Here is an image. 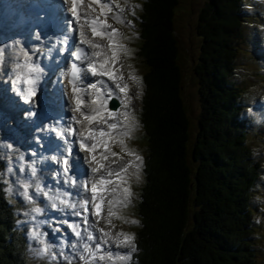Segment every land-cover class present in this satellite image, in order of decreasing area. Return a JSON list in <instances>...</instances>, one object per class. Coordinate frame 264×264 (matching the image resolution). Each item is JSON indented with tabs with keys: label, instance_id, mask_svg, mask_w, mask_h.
Returning <instances> with one entry per match:
<instances>
[{
	"label": "trees",
	"instance_id": "1",
	"mask_svg": "<svg viewBox=\"0 0 264 264\" xmlns=\"http://www.w3.org/2000/svg\"><path fill=\"white\" fill-rule=\"evenodd\" d=\"M178 2L145 0L141 11L146 176L137 203L136 253L128 264H256L252 200L263 164L252 157L238 124L240 0H209L201 10L197 118L188 113L178 62ZM228 14L234 19L222 23L230 24H218ZM5 168L0 149V264H29V235L17 227Z\"/></svg>",
	"mask_w": 264,
	"mask_h": 264
},
{
	"label": "rangeland",
	"instance_id": "2",
	"mask_svg": "<svg viewBox=\"0 0 264 264\" xmlns=\"http://www.w3.org/2000/svg\"><path fill=\"white\" fill-rule=\"evenodd\" d=\"M121 5L119 4L117 7L120 10V12H117L118 14L111 13L110 17H108L110 28L112 29L110 31L111 37L114 38L120 42L121 44V50L120 51V61L123 63L119 65V72L117 76L115 77L114 81L116 83H123L127 84L128 87L125 89L127 92H121L119 89L117 93V96L122 100L123 106L126 109V105L129 104L131 106L132 111L127 112L128 110L123 109L121 111L122 117H124L122 122L123 125H118V129L122 133L129 134L130 136L135 135L134 141V147L137 149H140L142 145L145 144V139L143 141V128L141 126V111H142V105H143V99L145 95V84L142 81L143 75L145 71L147 70V67L145 64L141 61L139 53L141 52L140 48V42L143 40L141 37L140 28H142V19L140 15H136L139 12V9L143 10L144 4H140L139 1L141 0H120ZM209 0H179L178 5L174 7L173 11V25L176 30L174 31L175 37H177L178 43H179V50H178V62L182 70L183 74V87L185 89V99L187 102V108L188 113L190 116L197 118L199 110H200V103H199V85H200V79L199 75L196 72V65L199 59L202 47V38L198 32V26L200 24V15L201 10L207 6ZM244 2V0H243ZM89 4V3H88ZM63 5V4H62ZM65 6V5H64ZM84 7H87V3L85 2ZM86 13H90L91 15L97 14V12L100 14L99 10L94 11L93 8L88 6L86 8ZM117 15V16H116ZM229 17L231 19L232 17L228 14L225 18L218 21V24H221L222 21L225 22V20ZM234 19V18H232ZM228 20V19H227ZM234 23V22H233ZM231 23V26H235V24ZM7 25L6 23H2V25ZM202 24V22H201ZM225 24L230 23H222L223 26ZM120 25V26H119ZM9 27V25H7ZM245 39L244 44L245 46H248L251 41H253L254 36H251L257 29L256 26H248L245 23ZM106 27V26H105ZM65 28V27H64ZM116 28V29H115ZM115 29V30H114ZM2 30V31H1ZM0 30V49H4L3 56L0 58V83H3L2 89L4 90V93L10 94L7 97H0V100L3 101V103L0 101V149L3 157L6 159V168L4 177L6 180V188L8 191V195L12 202L16 205V210L20 212V216L22 218L19 221V227H24L28 233L29 238V250H28V257H29V263L30 264H61V258L62 261L65 264H83V260L79 259V256L84 253L82 251L83 248L81 246L78 247L79 241H76L74 236V233H71L67 230L68 235L65 237L66 240L69 242L67 243L68 246L64 243V240L62 238L63 235H61L58 230L64 229L65 222L68 221H62L58 217L59 214L56 215L53 214L55 211H63V213L66 216H69V211L63 210L65 206H68L69 203L72 201L71 197L66 198L67 191L69 193H74V200L78 202V206L72 209V214L75 213L78 210H83V202L84 198H86V193L83 192V189L81 190V185L75 187L73 184L72 192L68 190L70 188V185L66 187L65 184L69 183L67 181L64 182H57L55 183V186L53 189L49 190L48 185L51 181H53L54 174H51V170H53V165H56L55 162L44 161L42 159V155H44V152L40 149L42 145H34L33 138H27L24 137L20 132L19 129L16 127V123L12 119V116L7 114L4 108L14 109L10 105L11 102H13V97L10 93L11 87L14 85L13 81L16 80L17 74H21V81L24 77L23 73L27 72V68H17V65L23 66L25 64V57L23 53H27L28 56L31 58L30 64L34 63L37 64L34 61V56H37V53L33 56L32 54L29 55V50L25 47H27L26 42H22L20 45L19 43H13V41L16 39L17 35L13 36L14 39L9 41V38L13 34H9L11 32H8L9 29H1ZM120 31L122 33V38L119 34ZM139 31V33H137ZM2 32V33H1ZM13 32V31H12ZM22 35V34H21ZM19 35V36H21ZM16 36V37H15ZM249 37V38H248ZM119 38V39H118ZM140 38L138 41L137 39ZM92 39H94L92 37ZM99 42L98 40H95ZM144 41V40H143ZM28 43L29 40H28ZM111 43V42H110ZM99 44H101L99 42ZM106 44V43H105ZM211 45L213 46V43L211 42ZM43 47L46 46V43L44 42ZM30 47V46H29ZM105 48V46H104ZM102 51V47L99 48ZM98 49V50H99ZM13 51V52H12ZM95 51V50H94ZM106 52V48L104 50ZM103 52V51H102ZM39 53V52H38ZM41 53V51H40ZM238 57L240 58V67L238 68L237 75L234 77V80L236 82H241V85L239 83L240 88H238V92L241 94H245L247 100L254 101L259 98H264V72H260V70L257 67L256 60L254 59L255 56H253L251 53H243V51H239ZM39 55V54H38ZM97 57V56H96ZM106 58V57H104ZM100 58L99 63L102 64V59ZM243 62V63H242ZM39 67L41 68L40 64ZM3 68H7V70H4L2 72ZM55 68V67H54ZM10 69V70H8ZM57 69V68H56ZM47 70V69H45ZM56 71V70H55ZM100 71H104L101 70ZM12 72V73H11ZM44 71L41 72V77L44 75ZM103 73V72H102ZM53 74L56 75L54 72ZM99 74V73H98ZM135 77L136 79H133ZM97 79L96 77H94ZM109 78V77H107ZM102 80V79H101ZM100 80V81H101ZM110 80V79H109ZM136 80V81H135ZM103 81V80H102ZM122 85V84H121ZM258 86V87H256ZM141 87V88H140ZM257 88V91L254 92L253 90ZM111 91L113 92V89L110 88L107 90V92ZM120 93V94H118ZM122 95L125 97L122 98ZM131 97L129 100L128 98ZM91 98V97H90ZM54 99V97H52ZM66 103V102H65ZM240 104V103H239ZM5 105V106H2ZM62 103H59V108L54 110V116H61V113L63 110L61 109ZM71 110H72V103L70 104ZM11 107V108H10ZM1 108L3 110H1ZM23 108H21L22 110ZM253 114L257 115V118H260L261 115L259 111H252ZM108 113V114H107ZM109 115V116H108ZM241 115L243 118H240L245 122V125H248V127L251 128V134L248 136L250 139L251 145L253 147V157L258 158L260 160H263L264 163V136L259 137L258 134H256L257 131H259L255 125H250V118L246 117L245 111H241ZM111 117L110 120L108 118ZM118 115H112L107 110L104 111L102 116L98 118L99 124L98 125H104L108 128V124H112L116 121ZM195 120V119H194ZM70 122V121H69ZM71 123V122H70ZM62 125H64L62 123ZM69 125V124H66ZM78 129L81 128L80 124H77ZM106 128V129H107ZM130 128V129H129ZM193 128V126H192ZM257 129V130H256ZM106 137L101 140V145L104 147L105 144H107L108 150H103V153L105 151V155L108 157L107 160H103V163H110L113 161L115 156L112 155V153L118 154V161L115 166H119L121 159L123 163L130 162V164L137 168V160L136 157L139 156V152L133 153H127V152H121L117 150V147L121 144L120 141H118L117 135L114 133V130H108L106 131ZM262 133L261 131H259ZM264 134V133H262ZM57 137H62L60 135V132L56 133ZM107 139V142H106ZM29 140V141H28ZM28 141V142H27ZM246 143L248 146H251L246 140ZM122 145H126L125 140H123ZM10 146V147H9ZM34 147V148H33ZM58 149V148H57ZM56 149V150H57ZM56 150H53L52 153H55ZM50 155H52L51 151H49ZM85 156L80 152V154H77V162L81 163L85 160L81 157H88L90 158L89 153H84ZM34 155V156H33ZM104 156V155H103ZM113 156V157H111ZM53 159V157L49 158V160ZM64 157L56 158L57 169L60 168V165H62V160ZM139 160V159H138ZM122 163V164H123ZM85 165V164H84ZM50 166L51 168L47 173L46 167ZM80 168L78 164H75V167L78 171V173H84L83 179H87L88 170L86 167H89L86 165V167H83V163L80 164ZM107 168L110 167L108 165H105ZM78 167V168H77ZM48 168V167H47ZM33 170L35 172L33 173ZM83 172H81V171ZM87 170V171H85ZM118 171L123 174V170L121 168H118ZM138 175L136 177H133L129 172L128 175H123L122 178L118 181V183L113 184V188L111 189L110 197L108 200V207L110 209V213H114V221L113 225L114 227H117L119 229V232H112V235L114 236L116 233H127L130 234L133 237V244L135 245V235L138 231V223H139V217L137 215V203L141 198L140 192H141V186L144 180V172L139 173L137 169ZM63 178H66V180H69L66 176ZM138 182V183H135ZM121 183V184H119ZM28 184L30 185L28 191L29 194L32 196V200H26L23 196L24 188L23 185ZM264 166H262V170L260 171V179L259 184L257 186V190L254 191V196L252 200V206L257 208V214L255 218V225H256V237L254 240V250L256 252L255 260L256 264H264ZM37 186L41 189V192L37 193ZM80 188V189H79ZM127 190V191H126ZM131 193V195H128V193ZM43 193H47V195H44ZM55 205V207H54ZM34 208H40L42 209V212L40 214H37L33 211ZM128 210V211H127ZM125 211V212H124ZM127 211V212H126ZM124 213V214H123ZM124 215H126L124 217ZM80 216H74L71 215L72 219L77 222ZM33 217L35 219H33ZM38 218V219H37ZM132 221H136V223H133ZM36 222V223H33ZM131 222L130 228H127L129 226V223ZM63 224L60 225V224ZM72 225V223L70 224ZM33 226V227H32ZM42 227V228H41ZM87 228H91L96 231L99 228H95L94 226H86ZM40 229H44V234H41L40 239H34L32 237V232L38 231ZM58 229V230H57ZM53 232L55 233L54 237L52 236ZM111 232V231H109ZM40 233V232H39ZM108 237H106L107 239ZM123 239V237H121ZM56 239V241H54ZM43 241V243L41 242ZM112 241V240H111ZM47 245L48 248L51 249V252H55L57 254L55 261H48L45 262L46 258L44 255H38V252ZM66 247H69L72 251L70 253H67L68 259H66L65 254L63 253L64 250L67 251ZM78 247V248H77ZM77 248V249H76ZM125 248V247H124ZM58 250L59 252L55 251ZM126 249V248H125ZM78 254H76V253ZM114 254L116 252H123V250H115L112 251ZM130 253L129 248L126 250V255ZM55 254L47 255V258L53 259ZM72 260V261H71ZM51 262V263H50ZM96 263V262H95ZM98 264H127L126 261L120 260L117 256H114L113 258L106 257H100Z\"/></svg>",
	"mask_w": 264,
	"mask_h": 264
},
{
	"label": "bare ground",
	"instance_id": "3",
	"mask_svg": "<svg viewBox=\"0 0 264 264\" xmlns=\"http://www.w3.org/2000/svg\"><path fill=\"white\" fill-rule=\"evenodd\" d=\"M26 1V0H6V3H7V7L4 9V16L2 18V21L0 23V30L1 29H5V31H8L6 30L7 28L9 29L8 32H12L14 31V29L16 28V26L23 22L24 19L23 17L21 16H17V18L12 21L10 20L7 16L11 13V11H14V12H17V13H20L21 12V4ZM104 0H101V4H103ZM107 4H109V8H105L103 10H101V7L99 4H96V5H91L90 7L94 9V11L96 10H99L100 11V14L97 12V14H93L91 15L90 13H87V19L88 20H91L93 18L97 19L98 21H100L103 25H105L106 27H111L109 25V21L108 23L107 20H108V17H110V14L111 13H114V14H118L116 13L117 11V7L118 5L120 4V1L119 0H105ZM85 2L87 3V7H84V5L81 6V13H82V23H83V14L86 13V8H88L89 4H88V0H85ZM61 4L64 5V2L63 0H61ZM85 4V3H84ZM117 12H120V10L118 9ZM112 15V14H111ZM117 16V15H116ZM2 23H6L7 25H9V27L7 25H2ZM32 22L27 20V24L30 25ZM32 25V24H31ZM120 26V25H119ZM104 29V28H103ZM102 29V30H103ZM116 29V28H115ZM114 29V30H115ZM46 30V29H45ZM2 31V30H1ZM27 31V30H26ZM29 31V30H28ZM88 31V35L91 37V30L90 28L87 29ZM57 32V29H50L49 31L45 32V34L43 35V37H46V46L48 45V43H50L52 40L55 41V38H58L59 37V33L60 32H63V30L59 31L58 33ZM2 33V32H1ZM29 34H32L29 33ZM75 36H77V33L74 34ZM122 38H124L122 36V33L120 31V34H119ZM114 36H116V34L114 35L113 34V37L111 39L108 38V36H105L103 39L99 38V37H93L94 41L95 40H98L101 45L103 46L102 47V51L99 49H95L96 52L100 53V55L97 56L98 58V61L96 63V72H98L99 74L97 75V77H99V75H101V78L102 80L104 81L103 84H100L99 82L97 83V88L96 89H90V90H86L83 92V94L80 96V97H77L76 96V99H81L82 100V103H81V108H80V112H83L85 114V116H89V117H94V119L91 121V123H89L87 120L84 119V116H81L80 115V112H76L75 115L77 116V119L80 121L79 123H77L76 121H73L72 120V115H73V111L71 110V106L70 104L72 103V109H74L75 107V100H72L71 103L69 102L70 99L66 102L64 101L65 103V110L70 114L71 113V116H70V122L75 125L76 127V130H77V136H75L76 138V143L75 145L80 146V143L82 140H87L89 142V145H91L92 143H97V149L94 153H91L90 154V158H91V155H96L97 156V160L101 163H103V160H101V157L103 155H105V151L104 153L101 154V152L103 151L101 149V139L104 137V135H101V133H105V131L101 128L99 124V121H98V118H100L102 116V114L104 113V111L106 110L107 108V99L105 100L106 96L105 94H108L107 90L110 89V88H114L113 86V81L115 79V77L117 76L118 72H119V65H121L123 62L120 61L121 59L120 58V51H122L120 49V44L119 42L114 38ZM16 37V36H15ZM20 37V41H23V42H26L27 45L29 46V43H28V40H29V36L28 35H24L22 34ZM117 37V36H116ZM17 38V37H16ZM92 38V37H91ZM119 39V38H118ZM97 42V41H96ZM98 42V43H99ZM111 42V43H110ZM106 43V44H105ZM45 46V47H46ZM106 48V52L104 51L105 48ZM50 50L52 49V47L49 48ZM13 52V51H12ZM113 52H115V59L112 58V54ZM39 53H37V56H38ZM36 57V55H35ZM96 57V56H95ZM106 57V58H104ZM100 58H104L102 59V64L99 63L100 61ZM58 60V59H57ZM48 69H50V67H47ZM94 68V69H95ZM47 69V70H48ZM101 70H108V71H111L112 72V78H107L108 76L106 75H103L102 72L103 71H100ZM45 70V72L47 71ZM63 70V66H60V67H57V73L56 75L55 74H48V76L45 78V85H49V87L51 88V86H54L56 89H60L62 90L60 92V94L63 92V90H65L67 93H68V96L70 98V95L72 94V91L68 88L67 86V83H66V78L60 73L61 71ZM56 72V71H53V73ZM61 74V75H60ZM54 75V76H53ZM110 79V80H109ZM95 78L92 77L91 80L89 82H92L94 81ZM136 81V80H135ZM40 83L42 82V79L40 78ZM111 85H108L110 84ZM115 84V83H114ZM101 87H104L103 90H100ZM141 88V87H140ZM49 91H53L49 89ZM115 92H118L117 88L116 90H114V93ZM9 94V93H8ZM8 94L6 95L4 93V90H2L0 92V97L3 98V97H7ZM44 94V93H43ZM81 94V93H80ZM112 94V93H111ZM120 94V93H118ZM105 95V96H104ZM113 95V94H112ZM111 95V96H112ZM119 96V95H118ZM121 96V94H120ZM91 97V98H90ZM119 98V97H118ZM104 99V100H102ZM120 99V98H119ZM1 101V100H0ZM106 101V102H105ZM10 105L12 106H15L14 103H11ZM2 106H5V105H2ZM11 108V107H10ZM14 108V107H13ZM23 108V107H21ZM126 110V109H125ZM108 114V113H107ZM109 116V115H108ZM60 117H63L62 113H61V116ZM77 124H80L81 125V128L78 129V126H76ZM18 128H20L19 125H17ZM94 135V138H92ZM64 146H66V151L64 153V159L62 160V165L63 167H65L64 165V161L67 160L68 161V168L69 170L68 171H65V176L69 179V180H66V178H63V182L64 181H69V183L65 184L66 187L70 185V188H68L69 191L72 192V188L75 186H79L81 185L82 186V189L83 191L85 190H88L87 193H92L91 191V187H92V182H96L98 184V181H99V175L100 173H97V174H93L91 172V168L90 167H86V165L89 166L88 162L86 160H84L82 162L81 160V164L83 163V167H86L87 170L89 171L88 172V175H87V181L88 183H84L83 182V177L84 176V173H78L76 167H75V164H79V163H75L77 162V158H76V149H75V152L71 155L68 154L67 152V143L65 144L64 143ZM77 148V147H76ZM85 156V154L83 155ZM89 158V159H90ZM83 159V158H82ZM50 163V162H48ZM111 163V162H110ZM85 164V165H84ZM104 164V163H103ZM132 164V163H131ZM130 164V162H125L123 164H121L120 168L123 170V171H128L133 177H136L138 175L137 173V168L132 166ZM93 166H98L97 163L94 162ZM50 167V166H48ZM118 168V167H117ZM50 169L48 170H45L47 173H49ZM85 170V171H87ZM52 171V170H51ZM108 171H111L109 169H101V173H104L106 175V178L107 179H110L112 182L113 180L115 179V177H117L118 175H111V176H107V172ZM83 172V171H82ZM113 172H116V171H113ZM120 173V172H118ZM52 174V172H51ZM65 183V182H64ZM74 184V186H73ZM112 189V183L111 184H108V185H105L103 186V188L101 189V187L99 186L98 184V188H97V192H96V196H97V199L94 201V202H91V205H92V210H93V203L96 204V205H99L101 207V213H100V218L101 219H107V217H110V215H108L107 211H106V208H105V205H106V201L108 200L109 196H110V190ZM101 197H103V199H101ZM75 198V197H74ZM73 198V200H74ZM85 199V198H84ZM106 221V220H105ZM101 228L104 229L105 232H109L110 230V224L107 222V223H102L101 224ZM106 238V237H105ZM76 240V239H75ZM94 241L91 242L90 244V247L93 245ZM108 252L107 249H104V246L101 250V252H99L97 254V256L102 258L104 257V255ZM98 258H95L94 262H97L99 261Z\"/></svg>",
	"mask_w": 264,
	"mask_h": 264
},
{
	"label": "snow or ice",
	"instance_id": "4",
	"mask_svg": "<svg viewBox=\"0 0 264 264\" xmlns=\"http://www.w3.org/2000/svg\"><path fill=\"white\" fill-rule=\"evenodd\" d=\"M64 5L66 6V11L68 13V33H69V37L72 38V47L74 48V51L70 52V56L74 57V62L71 63L70 67L68 68V72L69 73H73L72 77L68 80L69 84L73 85V89H72V94L70 95V103L72 100H75V107L74 109H72L73 111V115H72V120L76 121L77 123H79L80 121L77 119V116L75 115L76 112H80V108H81V103L82 100L81 99H76V94L77 93H83L84 91H86V89L82 86H80V82H81V73L82 72H87L88 70L92 69V63L89 61L87 64V68H82L80 65H78L76 63V61L81 62V64H83L84 61L89 60V56H88V51L87 48L83 47L84 45H87L88 48H91L93 50L98 49L103 47L101 44H99L98 42L94 41L91 37H99L101 39H103L105 36H108L109 39H111V33H107L105 31H103L102 29L105 27V25H103L100 21H98L97 19L93 18L91 20H88L87 17V13L83 14V23L82 21V13L80 11L81 6L84 5L85 0H63ZM89 6L91 5H96L99 4L101 7V10L105 9V8H109V4L107 3H103L101 4V0H88ZM94 10V9H93ZM90 28L91 30V37L88 35V31L87 29ZM79 31V42H77L76 37H75V33ZM67 39L68 37L65 38V41L63 42L65 45V48H67ZM17 44L19 43L18 41L16 42ZM3 52L4 49H0V58H2L3 56ZM24 57H25V64L23 66L21 65H17V68H27V72L23 73L24 78L21 81V74L18 73L16 80L13 81V83H17V82H22L25 85H28V87H25L24 89H22L21 91V95L24 99L25 102L27 103H31L32 102V97L35 96L36 94V90H37V86L39 84L40 78H41V72L42 69L39 67V65L34 64V63H29L31 58L28 56L27 53H23ZM92 56H98L100 55V53L93 51L91 53ZM112 58L115 59V52H113L112 54ZM73 70H75V72H73ZM103 75L108 76L109 78H112V72L108 71V70H104ZM92 75H96V72L93 70L92 71ZM133 79H136L135 77H133ZM100 84H103L104 81H99ZM88 87L92 88V89H96L97 88V84L96 83H92L90 85H88ZM115 87L117 89H119L121 92H124L125 89H127L128 85L124 84L121 85L120 83H116ZM66 95H68V93H65ZM111 94V91L109 90L108 95ZM129 100L131 99V97L128 98ZM106 102V101H105ZM81 116H84V119L87 120L89 123H91V121L94 119V117H89V116H85V114L83 112H80ZM112 115H115V113H112ZM110 128L115 129L117 127L116 123H112L109 125ZM105 133H101V135H104ZM94 138V135L93 137ZM10 147V146H9ZM80 150L84 151L86 153H94L97 149V143H92L91 145H89V142L87 140H82L80 143ZM105 151L108 150L107 144L104 145ZM113 156L116 155V153H112ZM84 159L88 162L89 167L91 168V172L93 174H97L100 173L99 175V181L98 184L101 187V189L103 188V186L111 184L112 181L110 179L106 178V175L104 173H101V169L105 168V164L99 162L97 160V156L96 155H91V158L88 159V157H84ZM108 157L106 155L101 157V160H107ZM137 159H140V157H137ZM97 163L98 166H93V164ZM64 165H65V171H68V161L65 160L64 161ZM35 172V170H33V173ZM119 175L118 172H113V171H108L107 172V176H111V175ZM98 184L96 182H92V187H91V191H92V197L91 200L92 202H94L97 199L96 196V192H97V188H98ZM30 185L28 184H24L23 188H24V192H23V196L26 200L31 201L32 200V196L29 194V189ZM127 191V190H126ZM41 192V189L39 188V186H37V193L39 194ZM44 195H47V193H43ZM128 195H131V193L129 192ZM101 199H103V197H101ZM90 201L89 199L85 198L84 202H83V212L85 213L82 217L83 222L85 224L88 223V217L89 214L93 215V216H100L101 213V207L99 205H96L93 203V210L91 212H89V205ZM55 207V205H54ZM69 207L75 208V205H69ZM33 211L37 214H40L42 212V209L40 208H34ZM76 215H81L80 212H76ZM33 219H35L33 217ZM98 222V221H97ZM133 223H136V221H132ZM67 223V222H65ZM110 223V222H109ZM69 227L71 228H75L77 227L76 225H69ZM58 230V229H57ZM100 233L102 234L100 237H95L91 232L87 233L86 236H81V233L79 231H77L75 234L77 237H80L81 239L85 240L86 242L83 245V249L82 251L84 252H88L89 255H91L92 253L89 251L90 249V244L93 241H96L94 247L96 249H102L103 246L107 243V241H105L104 237H110L112 240V243L116 246V247H125V248H130V250L132 252H134L136 250L135 245L133 244V237L130 234L127 233H116L114 236L109 233V232H105L103 228L99 229ZM32 237L34 239H40L41 237V233H39L38 231H33L32 232ZM121 237H123V239H121ZM43 243V241H41ZM44 254H48L51 256V249L47 247V245H45L39 252L38 255H44ZM106 255L108 257H112L114 255V253L109 250ZM115 255L123 261H127L130 258V253L128 255H121L119 252L115 253ZM56 257H53V259H55ZM79 259L81 260H85L86 257L84 255L79 256ZM70 264V261H69Z\"/></svg>",
	"mask_w": 264,
	"mask_h": 264
},
{
	"label": "clouds",
	"instance_id": "5",
	"mask_svg": "<svg viewBox=\"0 0 264 264\" xmlns=\"http://www.w3.org/2000/svg\"><path fill=\"white\" fill-rule=\"evenodd\" d=\"M256 111H258V110H256ZM247 115L252 120V122L254 124H256V125L264 124V117L257 118L252 112H249Z\"/></svg>",
	"mask_w": 264,
	"mask_h": 264
},
{
	"label": "water",
	"instance_id": "6",
	"mask_svg": "<svg viewBox=\"0 0 264 264\" xmlns=\"http://www.w3.org/2000/svg\"><path fill=\"white\" fill-rule=\"evenodd\" d=\"M119 106H120V102L118 101V99L113 98V99L111 100V102H110V108H111L112 110H117Z\"/></svg>",
	"mask_w": 264,
	"mask_h": 264
}]
</instances>
